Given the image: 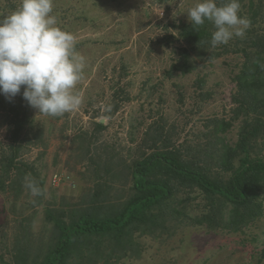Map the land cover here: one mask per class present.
Listing matches in <instances>:
<instances>
[{"label": "rangeland", "instance_id": "rangeland-1", "mask_svg": "<svg viewBox=\"0 0 264 264\" xmlns=\"http://www.w3.org/2000/svg\"><path fill=\"white\" fill-rule=\"evenodd\" d=\"M196 2L55 4L63 9L59 26L85 58L72 90L82 102L56 117L30 107L22 161L44 194L31 196L24 183L0 191V264L40 261L56 242L58 217L119 207L132 194L130 166L154 151L175 150L213 176L226 175L220 158L238 140L244 117L235 81L242 55L229 52L195 72L167 76L178 56L177 26L190 21ZM22 92L12 99H23ZM251 117L260 132L255 151L264 155V116ZM4 120L0 109V140L7 142ZM174 188L163 216L134 232L125 250L105 238L103 251L91 252L92 243L68 264H264V193L262 216L235 231L215 225V211L197 189Z\"/></svg>", "mask_w": 264, "mask_h": 264}, {"label": "trees", "instance_id": "trees-1", "mask_svg": "<svg viewBox=\"0 0 264 264\" xmlns=\"http://www.w3.org/2000/svg\"><path fill=\"white\" fill-rule=\"evenodd\" d=\"M218 6L224 0H216ZM240 15L251 20L243 38L233 37L228 44L211 46L213 24L205 20L201 26L191 21L177 26V57L167 70V76L192 73L212 64L229 52L242 55L235 75L238 85V110L244 111L238 140L221 156L226 175L213 176L200 166L185 160L175 150H157L134 161L130 166L132 194L109 212H88L69 221L54 219L56 242L44 257L31 264H68L85 246L91 252L103 251L100 245L108 238L118 249L131 244L134 232L148 229L163 216L166 202L174 194V184L195 188L211 204L215 225L239 231L262 216L264 193V155L255 151L260 135L252 114L264 116V3L263 0H239ZM20 0H0V18L14 11ZM53 0V14L62 11ZM63 28V27H62ZM203 82V80H202ZM0 109L8 129V141L0 140V191L7 192L17 184L23 185L27 167L21 152L33 121L30 106L23 99L0 95ZM110 248L111 245H108ZM93 248V250H92ZM114 251L113 248L112 250Z\"/></svg>", "mask_w": 264, "mask_h": 264}, {"label": "clouds", "instance_id": "clouds-1", "mask_svg": "<svg viewBox=\"0 0 264 264\" xmlns=\"http://www.w3.org/2000/svg\"><path fill=\"white\" fill-rule=\"evenodd\" d=\"M239 0H197L187 10L193 26L210 21L215 31L211 46L243 38L251 20L240 15ZM72 33L58 24L53 0H20L18 7L0 18V93L21 94L28 105L46 116H61L76 109L81 98L72 90L82 77L85 58L76 51ZM24 187L31 196L44 194L38 182L26 175Z\"/></svg>", "mask_w": 264, "mask_h": 264}]
</instances>
